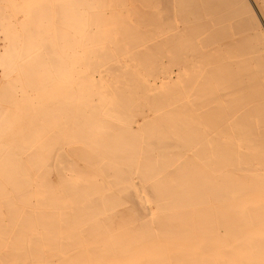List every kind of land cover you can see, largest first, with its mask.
<instances>
[{
	"label": "bare ground",
	"instance_id": "bare-ground-1",
	"mask_svg": "<svg viewBox=\"0 0 264 264\" xmlns=\"http://www.w3.org/2000/svg\"><path fill=\"white\" fill-rule=\"evenodd\" d=\"M54 2L49 125L0 141V264H264V0Z\"/></svg>",
	"mask_w": 264,
	"mask_h": 264
},
{
	"label": "rangeland",
	"instance_id": "rangeland-1",
	"mask_svg": "<svg viewBox=\"0 0 264 264\" xmlns=\"http://www.w3.org/2000/svg\"><path fill=\"white\" fill-rule=\"evenodd\" d=\"M48 1L46 2V0H40L39 2V0H0V29H2L0 30V117L2 118L0 119H3L0 120V125L2 127L0 128V141L3 143H8L9 144L8 148L10 149H17V150L29 149L30 148L29 145L25 146V145H21L20 143H22L23 141H29V140L33 141L38 139L35 138L34 135L38 129L37 126L44 123V121L42 120L43 116L46 118L45 124L49 125V115L48 114L44 115V113H40L39 112L40 107L38 104L40 103L38 101H41L43 102V105L45 107L47 106L50 107V104L52 106L54 105L53 102L50 103L49 101L53 98V96L55 97V87L58 82L57 80L53 82L54 81L53 77L55 78V75H52L54 73L53 72L54 57L51 56L52 55L51 51L53 46L51 42L52 40L51 34H53L50 26L51 23H48L49 18L46 17L44 18L43 16L45 12L49 14L48 12H50L51 10L50 7L56 3L54 2L55 0L53 1L50 0L52 1L51 3L50 1L49 2ZM43 3H45L44 7H42ZM251 3L255 12L258 14L260 21L264 26V22H263L264 20L262 19V16L260 15L258 9L253 4V2ZM47 6H49L48 8L50 10L47 9ZM35 7L36 8L38 7L37 10L35 9ZM40 7L46 8L48 11L42 9L41 12ZM43 10L45 12H43ZM40 13H41V18L40 16L38 17ZM32 14H35L37 17H33ZM16 15H19L20 17L18 21L15 20V18H13ZM25 15L28 16L24 17ZM36 18L39 20H37ZM9 19L11 20V22ZM42 20L45 21L43 22ZM38 22L41 23L38 24ZM7 23H9V25H7ZM11 23H13V25L15 24L13 27L14 29L12 28L13 25ZM46 24H48V27L50 29L48 27H45ZM42 26L45 27V29L47 28L49 30V31L47 30L48 32L51 31L50 34L47 32L49 34L48 36L47 33L46 36L45 33L43 35V31L45 30H42L43 29ZM8 27L12 29L11 32L13 33H10V29ZM9 33L12 35H10ZM8 34L10 35L9 36L10 38H8ZM37 37L40 39L41 37H47L42 39L44 41L47 40L49 41L48 43L47 42L45 43L43 41H40V39H38ZM38 42L43 43V46L44 43L47 45V46L45 45L47 48L46 47L43 48L41 47L42 46L41 45L40 46L41 49L39 51H41L43 48L44 50L41 51L42 54L44 55V53L46 52L49 54L47 58L44 56L45 59H43L44 61H50V64L48 66L49 70L47 69L45 74L46 79L43 77V75L42 77H40L38 70L34 71V69L36 70L37 67L34 65V62L36 61H33V58L30 60V58H27V56L25 57L21 56L22 54H27L28 50H29L28 53H30L33 49H37L36 46L40 45V43L37 44ZM8 44L10 46H8ZM33 51L35 52V50ZM7 52H9L10 54L9 58L6 57ZM36 52L38 51L36 50ZM42 54L41 56H43ZM27 55L29 56V54ZM165 62L168 63V61ZM40 92H42V94ZM23 93L25 95L27 94L28 97L23 96L24 95ZM40 94L41 95L45 94L46 95L44 96L45 98L41 99L39 97ZM47 95H50V97L48 98ZM45 103H47L48 105L46 106ZM39 131L41 132V130ZM42 139L43 141L45 140L44 138ZM22 155L23 154H19V155L14 154L13 156H22ZM22 157H27V155L24 154Z\"/></svg>",
	"mask_w": 264,
	"mask_h": 264
}]
</instances>
